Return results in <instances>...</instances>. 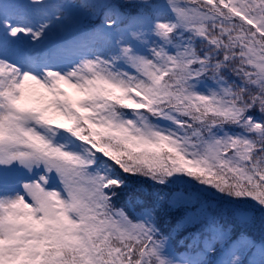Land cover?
<instances>
[{
	"label": "snow or ice",
	"instance_id": "6c2138e0",
	"mask_svg": "<svg viewBox=\"0 0 264 264\" xmlns=\"http://www.w3.org/2000/svg\"><path fill=\"white\" fill-rule=\"evenodd\" d=\"M0 264H264V0H0Z\"/></svg>",
	"mask_w": 264,
	"mask_h": 264
},
{
	"label": "trees",
	"instance_id": "16d2710c",
	"mask_svg": "<svg viewBox=\"0 0 264 264\" xmlns=\"http://www.w3.org/2000/svg\"><path fill=\"white\" fill-rule=\"evenodd\" d=\"M143 177H139V178H132L131 179V183H133V184H135V183H140V182H142L143 181Z\"/></svg>",
	"mask_w": 264,
	"mask_h": 264
}]
</instances>
